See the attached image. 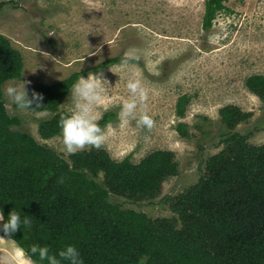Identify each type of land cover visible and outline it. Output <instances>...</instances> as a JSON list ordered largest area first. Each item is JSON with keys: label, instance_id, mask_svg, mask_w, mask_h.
Masks as SVG:
<instances>
[{"label": "rangeland", "instance_id": "obj_1", "mask_svg": "<svg viewBox=\"0 0 264 264\" xmlns=\"http://www.w3.org/2000/svg\"><path fill=\"white\" fill-rule=\"evenodd\" d=\"M205 2L0 0V35L23 59L21 76L0 85V101L19 118L16 130L31 134L68 161L73 153L64 151L60 134L44 139L39 133V124L54 115L16 110L3 86L17 83L24 74L23 79L31 82L26 86L30 94L38 84H56L77 72H97L104 61L138 50L140 59L129 69L122 70L120 62L103 68L111 88L98 111L101 119L113 114V120L102 126L107 133L102 145L79 151H106L115 161L130 157L135 163L157 150L175 153L179 173L164 181L157 198L110 195L111 202L145 214L163 229L170 228L165 219L176 220L177 229L186 228L170 198L198 184L207 159L225 149L222 141L229 129L221 122V108L236 105L250 112L251 118L236 131L253 133L249 139L253 148L264 145V103L246 87L251 75H264V0H228L209 30L203 29ZM133 72L149 89L138 112L153 117L150 130L137 126L135 120L121 125L118 119L128 95L125 81ZM184 96L185 112L180 116L178 103ZM69 108L66 98L60 111ZM180 123L188 125V138L178 132ZM103 178L100 171L96 180ZM4 247L1 242L0 254Z\"/></svg>", "mask_w": 264, "mask_h": 264}, {"label": "trees", "instance_id": "obj_2", "mask_svg": "<svg viewBox=\"0 0 264 264\" xmlns=\"http://www.w3.org/2000/svg\"><path fill=\"white\" fill-rule=\"evenodd\" d=\"M227 1L206 0L203 29L212 28ZM120 61L110 58L96 69ZM22 71L21 54L0 35V85ZM87 72L33 88L44 97L45 110L39 112L54 115L39 124L42 138L60 134L59 121L67 113L60 111L61 103L72 83ZM246 87L264 103V75H251ZM186 99L178 103L180 116ZM219 113L229 129L222 141L225 149L207 159L198 184L170 198L186 228L177 229L176 220L165 219L170 228L163 229L145 214L111 202L110 195L157 198L164 181L179 173L175 153L157 150L135 163L130 157L115 161L106 151L82 150L68 161L16 130L19 118L0 101V209L5 219L16 206L34 220L30 232L18 229L14 238L25 247L46 244L52 253L73 244L84 264H264V145L253 148V133L236 131L250 112L227 105ZM112 120L113 114H106L99 123ZM178 132L188 138V125L180 123ZM100 171L104 178L98 182Z\"/></svg>", "mask_w": 264, "mask_h": 264}, {"label": "clouds", "instance_id": "obj_3", "mask_svg": "<svg viewBox=\"0 0 264 264\" xmlns=\"http://www.w3.org/2000/svg\"><path fill=\"white\" fill-rule=\"evenodd\" d=\"M138 50L131 49L124 53L120 61L122 70L129 69L132 62L138 61ZM24 74L17 83H7L2 92L8 97L18 111L39 112L45 110L42 103L43 94L35 89L26 87L31 82L23 79ZM128 95L122 101L118 112L121 125H128L135 120L137 126L151 129L155 123L153 117L147 111H139L138 108L147 102L149 89L142 80L133 72L125 81ZM111 88L103 69L97 72L89 71L86 76L80 75L71 85L68 92L69 111L62 115L59 121L60 136L63 149L72 154L86 146H100L106 140V129L99 123L101 115L98 106L102 105ZM63 183V177L58 178ZM33 218L23 214L20 208H12L7 219L0 209V241L4 242L3 254H0V264H84L79 249L73 244H67L58 252H50L49 246L33 243L25 247L14 238L18 229L23 233L30 232Z\"/></svg>", "mask_w": 264, "mask_h": 264}, {"label": "crops", "instance_id": "obj_4", "mask_svg": "<svg viewBox=\"0 0 264 264\" xmlns=\"http://www.w3.org/2000/svg\"><path fill=\"white\" fill-rule=\"evenodd\" d=\"M2 241H0V243H1Z\"/></svg>", "mask_w": 264, "mask_h": 264}]
</instances>
